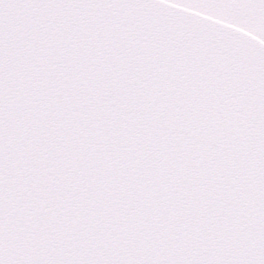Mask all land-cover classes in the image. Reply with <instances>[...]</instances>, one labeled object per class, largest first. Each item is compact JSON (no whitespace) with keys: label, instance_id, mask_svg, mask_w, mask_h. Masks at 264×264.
Here are the masks:
<instances>
[{"label":"snow or ice","instance_id":"6c2138e0","mask_svg":"<svg viewBox=\"0 0 264 264\" xmlns=\"http://www.w3.org/2000/svg\"><path fill=\"white\" fill-rule=\"evenodd\" d=\"M0 264H264V0H0Z\"/></svg>","mask_w":264,"mask_h":264}]
</instances>
